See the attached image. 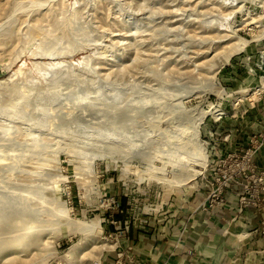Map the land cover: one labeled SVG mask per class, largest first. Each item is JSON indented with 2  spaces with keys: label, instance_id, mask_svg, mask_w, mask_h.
Segmentation results:
<instances>
[{
  "label": "rangeland",
  "instance_id": "rangeland-1",
  "mask_svg": "<svg viewBox=\"0 0 264 264\" xmlns=\"http://www.w3.org/2000/svg\"><path fill=\"white\" fill-rule=\"evenodd\" d=\"M262 133L264 0H0V264L95 246L106 264L115 216L141 226L213 194ZM201 148L183 186L153 179Z\"/></svg>",
  "mask_w": 264,
  "mask_h": 264
},
{
  "label": "crops",
  "instance_id": "crops-1",
  "mask_svg": "<svg viewBox=\"0 0 264 264\" xmlns=\"http://www.w3.org/2000/svg\"><path fill=\"white\" fill-rule=\"evenodd\" d=\"M254 162L264 168V146ZM238 191L227 190L221 205L204 196L185 200L171 215L141 226L130 222L127 231L126 221L114 217L121 227L113 228L118 250L105 263L115 264L120 251L139 264H264L263 206L243 210Z\"/></svg>",
  "mask_w": 264,
  "mask_h": 264
},
{
  "label": "built area",
  "instance_id": "built-area-1",
  "mask_svg": "<svg viewBox=\"0 0 264 264\" xmlns=\"http://www.w3.org/2000/svg\"><path fill=\"white\" fill-rule=\"evenodd\" d=\"M264 146V133L259 134L256 137L254 145L247 149L246 153L241 156L240 160H237L234 164V171L229 178H224L222 182H219V187L213 194H209L206 197V203L209 205L213 203L223 204L225 191L232 188L230 184L234 183L238 187V190L245 193H254L257 196V200L264 202V168H258L255 164V157L261 152ZM242 201L239 204L242 205ZM264 224V223H263ZM121 228V227H120ZM126 231L129 230V224L123 227ZM115 264H139L136 263L134 258L127 257L122 252L117 255Z\"/></svg>",
  "mask_w": 264,
  "mask_h": 264
},
{
  "label": "bare ground",
  "instance_id": "bare-ground-1",
  "mask_svg": "<svg viewBox=\"0 0 264 264\" xmlns=\"http://www.w3.org/2000/svg\"><path fill=\"white\" fill-rule=\"evenodd\" d=\"M48 67H46V69L44 70H50V69H54L57 66H60V63L56 66L53 64H49L47 65ZM214 108H211L210 111H213ZM9 131V130H8ZM6 132L8 133L7 135L11 136V131L10 132ZM13 132V131H12ZM2 137H0V141H5L4 139H1ZM6 138V136H5ZM4 143V142H2ZM14 150V149H13ZM204 148H201L200 152L197 153V155H192L188 158L184 157V158H179L178 161H169V162H164L163 164L164 166L162 167V177H158V176H153V179L158 182V183H164V184H169V186H173V187H181L184 185V183H180L179 181H177L176 177H175V173L174 170L177 168H181V167H188V172H192L191 174H188L187 176L183 177L184 180L182 182L188 181L191 178H194L198 175L201 174V169L206 168V163L205 162H198L196 161L197 159H199L200 157H202L204 155ZM176 154L178 155L179 152L177 151ZM164 156V155H163ZM158 160L156 162H162L163 158L160 155L159 157H157ZM5 159V158H4ZM3 160V159H2ZM1 162V159H0ZM185 169V168H184ZM160 170V168H159ZM177 171V170H176ZM186 183V182H185ZM68 219V217H67ZM71 224L73 225V227L75 228L76 231H80L82 233H86L88 231H92V230H99L100 226L97 223L94 222H82V221H71ZM70 228V226H69ZM95 232V231H94ZM17 239V238H16ZM22 242L21 241H17L15 244L18 246L20 245ZM16 246V247H17ZM112 248V247H111ZM100 250V247H94L92 251H89L85 254H81L79 255V260H80V264H89L88 261L93 259V264H99V258H96V251ZM94 252V253H93ZM88 260L86 262H82V260Z\"/></svg>",
  "mask_w": 264,
  "mask_h": 264
},
{
  "label": "trees",
  "instance_id": "trees-1",
  "mask_svg": "<svg viewBox=\"0 0 264 264\" xmlns=\"http://www.w3.org/2000/svg\"><path fill=\"white\" fill-rule=\"evenodd\" d=\"M117 217H119V218H118V221H121V222H123V218L121 219L120 215H119V216H117ZM117 217L115 216V218H117Z\"/></svg>",
  "mask_w": 264,
  "mask_h": 264
}]
</instances>
